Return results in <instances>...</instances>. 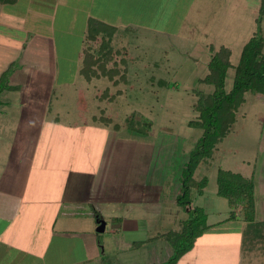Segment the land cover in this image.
I'll return each instance as SVG.
<instances>
[{
  "label": "rangeland",
  "instance_id": "obj_1",
  "mask_svg": "<svg viewBox=\"0 0 264 264\" xmlns=\"http://www.w3.org/2000/svg\"><path fill=\"white\" fill-rule=\"evenodd\" d=\"M35 1L20 0L10 18L0 19L4 28L11 27L10 34L19 36L20 47L27 46L25 51L29 41L38 36L52 41L49 52L37 45L27 52L28 62L35 67L25 62L26 52L14 44V64L5 66L11 51L0 60V174L9 175L18 160L21 172L33 183L39 175L37 165L61 159L63 168H55L63 170V195L74 192L85 198L93 184L99 196L128 198L131 211L126 216L131 220L122 225L107 220L108 227L98 234L99 253L102 247L105 254L101 257L107 264L165 263L174 250L172 239L165 234L180 233L193 207L202 208L207 225L215 229L209 231L205 242H198L200 247L195 248V240L190 260L179 259L176 264H235L231 250L219 255L217 246L209 253L204 252V246L225 232L227 225L232 226L227 222L238 220H228L227 201L217 194L218 170L253 181L259 159L264 166L263 95H246L230 133L217 145L213 161L194 174L196 180H208L202 195L194 196L185 209L176 199L181 195L184 164L202 136V130L187 126L198 117L193 107L196 92L209 94L213 90L200 79L208 74V62L221 46L231 51V65L237 64L243 46L258 29L260 0H97L99 7L91 5V0L83 6L73 0L64 7L57 6L61 0L50 1L51 5ZM104 8L109 13H104ZM44 11L46 14H41ZM89 17L119 28L111 44L115 50L127 47L134 58L128 62V84L114 87L104 78L88 83L78 74L75 55ZM259 26L264 38V17ZM125 27L133 30L125 32ZM40 63L42 71L37 69ZM45 69L49 76L39 74ZM233 75L231 67L225 78L226 91L232 87ZM77 87L87 93L91 116H99L102 110L118 125L133 117L141 127L144 122L150 124L147 133L115 131L112 124L105 126L90 119L85 133L70 130L76 121ZM106 88L121 94L111 103L94 99ZM34 107L38 117L31 118ZM45 107L48 113L43 112ZM28 157L35 159L30 168ZM111 225L118 229L115 234L109 231ZM231 244L229 241L227 246ZM260 251L264 253V249Z\"/></svg>",
  "mask_w": 264,
  "mask_h": 264
},
{
  "label": "trees",
  "instance_id": "obj_2",
  "mask_svg": "<svg viewBox=\"0 0 264 264\" xmlns=\"http://www.w3.org/2000/svg\"><path fill=\"white\" fill-rule=\"evenodd\" d=\"M15 2L16 0H0V5ZM263 17L264 0H260L256 18L258 29L243 46L237 64L234 67L231 65V51L221 46L208 62V74L200 79L201 83L212 86L213 90L209 94L196 92L198 99L193 107L198 117L197 120L187 123L190 128L202 130V136L190 151L181 173V195L177 197L176 203L183 209L191 205L194 196L202 195L208 180L205 177L196 180L193 176L201 165L213 161L216 147L230 133L236 121L237 111L246 101V95L264 96V38L259 26ZM124 30L128 32L133 29L125 27ZM119 31L117 26L97 18H87L76 58L79 65L78 74L88 83L93 79L104 78L114 87L128 84V64L133 62L134 58L127 47L115 50L112 46L113 37ZM231 67L234 68L232 87L226 91L225 78ZM75 90L74 126L85 128L89 125L90 119L105 126L112 124L115 131L133 130L139 134L147 133L150 124L144 122V127H141L135 124L133 117L127 118L123 124L118 125L114 124L111 115H106L102 110L99 116H91L92 105L87 93L82 88L77 87ZM119 94L121 93L118 90L112 93L106 88L97 93L94 99L98 102L111 103ZM217 194L227 201L228 220L239 219L247 225L243 233L241 249L245 252L251 251L257 242L264 243V222L258 225L255 220L253 181L241 174L219 169ZM188 213L180 233L165 234L169 240L172 239L170 242H173L174 250L172 256L163 264H176L192 249L195 240L209 229L207 215L202 208L193 207ZM100 264H107L104 257L101 258Z\"/></svg>",
  "mask_w": 264,
  "mask_h": 264
},
{
  "label": "crops",
  "instance_id": "obj_3",
  "mask_svg": "<svg viewBox=\"0 0 264 264\" xmlns=\"http://www.w3.org/2000/svg\"><path fill=\"white\" fill-rule=\"evenodd\" d=\"M19 1L16 0L14 4L0 5V19L10 18V14L15 12V8L18 9ZM40 1H45L44 4L51 5L50 1L53 0H36L34 3ZM65 1L62 2L61 0V4H57V6L70 5L73 0ZM74 1L82 6L87 5L85 3L87 0ZM95 1L97 0H91V5L95 7L100 5ZM104 13H109V10L104 8ZM41 14H46V12L44 11ZM2 24H0V47L3 48H0V60L2 62L4 53L11 51L5 65L11 67L14 64L12 58L14 54L11 48L13 44L21 48V44L19 45L17 42L19 36L16 37L17 35L10 34L11 27L4 28ZM82 34L78 51L80 50ZM48 39L51 38L38 36L29 41L27 51H25L27 46L23 48L22 45L20 52L21 50L26 52L27 59L25 62L27 64H32L28 62V60L30 61L28 53L30 54L29 49L31 50L33 45H37L38 48L43 47L44 53L47 50L49 52L52 41ZM78 51L75 55L76 63ZM29 56L32 59L31 55ZM30 66L35 67L34 64ZM55 66L54 62L52 70H55ZM42 68L41 63L37 64L38 70L42 71ZM39 74H43V76L50 75V73L47 74L46 69ZM42 85L44 84L42 83ZM33 101L39 102V99ZM45 108L46 110L43 112L48 113V107ZM35 112H38L35 107L31 108V113L34 115L31 118L37 116ZM36 130L34 129L35 133L38 134L39 132H36ZM70 130L83 134L88 130V126L79 128L74 126V122H72ZM34 161L35 159L28 157L27 164L29 168ZM18 162L17 160L14 168H11L9 175L0 174V264H100L101 256H104L105 250L101 247V254L99 253L100 240L98 238L99 233L96 232V221L99 219L105 223L104 230L101 233H104L108 227L107 220H110L112 225H122L126 220L130 221L131 219L126 216L129 215L126 212L131 211L128 198H104L99 194H95L93 184L92 189L85 198L74 192V195L68 194L65 196L63 195V160L48 161V165H45L46 162L37 165L39 175H36L38 178L36 177L33 183H29L28 175L25 176L21 172ZM257 163L254 166L257 170L254 173H257V176L255 175L256 178L253 177V190L255 220L259 225L264 222V166L260 165L263 164L260 159ZM46 166H52V169H48ZM55 166H62V168L57 170ZM13 170L14 172H11ZM108 184L107 187H112ZM93 212L97 215L95 216ZM225 221L226 219L220 223L224 224ZM227 223H231L232 226L227 225L223 228L225 232L215 235L213 240L208 241V245L204 246V252L209 253L210 249L215 250V246H217L218 249L216 250L219 255L224 252L227 255L228 251L231 250V257L235 259V264H264V253L260 251L264 249L263 242L260 241L262 245L256 244L251 251L245 252L241 249L246 223L239 219ZM112 225L109 227V231L115 234L118 229H114ZM213 228L215 229L214 225H209V229L196 241L195 248L200 247L198 242H205V238H208V233ZM220 236L224 239H221ZM229 241L232 243L231 247L227 246ZM222 243L225 245L224 247L221 246ZM131 246L130 244L129 249H131ZM191 250L183 255L179 261L181 262L183 259L190 260ZM257 250L259 252H256Z\"/></svg>",
  "mask_w": 264,
  "mask_h": 264
},
{
  "label": "water",
  "instance_id": "obj_4",
  "mask_svg": "<svg viewBox=\"0 0 264 264\" xmlns=\"http://www.w3.org/2000/svg\"><path fill=\"white\" fill-rule=\"evenodd\" d=\"M96 222H97L96 232H97V233H101V232H103L104 227H105V223H104V221H103V220H99V219H97Z\"/></svg>",
  "mask_w": 264,
  "mask_h": 264
}]
</instances>
